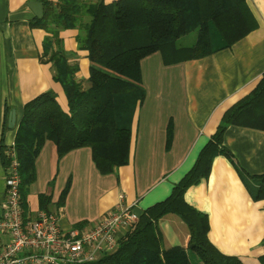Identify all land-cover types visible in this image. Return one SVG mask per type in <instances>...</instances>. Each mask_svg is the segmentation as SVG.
Masks as SVG:
<instances>
[{
	"label": "crops",
	"instance_id": "1",
	"mask_svg": "<svg viewBox=\"0 0 264 264\" xmlns=\"http://www.w3.org/2000/svg\"><path fill=\"white\" fill-rule=\"evenodd\" d=\"M29 1L0 0V145L6 147L14 143L23 104L33 97L53 91L60 107L67 110L63 89L53 80L52 62L43 53L47 33L29 26L35 17L27 7ZM246 4L255 28L229 48L170 65L163 64L159 52L140 61L145 97L133 116L127 164L101 174L89 147L58 158L54 144L46 140L34 160L35 178L23 210L30 215L38 210L57 212L61 227L67 229L97 221L120 195L122 203L132 205L138 215L168 197L216 130L223 112L246 95L264 72V0H246ZM76 35V29H65L58 36L68 63L77 66L76 80L86 87L87 52L78 48ZM11 111L15 122L9 127ZM223 144L232 161L215 156L208 176L190 186L184 200L207 216V237L218 251L243 264H262L264 199H252L243 178L248 184L251 181L242 177L241 170L249 176L264 173V131L230 126ZM4 168L0 156V217ZM42 195L47 197L44 204ZM156 230L162 249L187 248L189 232L178 216H163ZM7 242L8 236L0 233V248Z\"/></svg>",
	"mask_w": 264,
	"mask_h": 264
},
{
	"label": "trees",
	"instance_id": "2",
	"mask_svg": "<svg viewBox=\"0 0 264 264\" xmlns=\"http://www.w3.org/2000/svg\"><path fill=\"white\" fill-rule=\"evenodd\" d=\"M37 1L43 13L40 18L33 17L29 26L47 33L43 53L52 62L53 80L63 89L67 110L60 107L53 91L42 92L23 104L14 139L22 204L35 178L34 160L46 140L54 144L58 158L89 147L101 174L127 164L133 116L145 97L140 73L143 58L159 52L165 65L199 59L229 48L256 25L246 0ZM65 29L77 30V46L87 52L86 87L76 80L77 66L68 63L69 55L62 48L58 35ZM191 32H195L193 44H177ZM230 126L264 131V72L246 95L223 112L216 130L170 195L139 215L114 253L89 264H193V256L202 264H243L217 250L207 237V216L184 200L185 191L208 176L215 156L232 161L223 144L224 132ZM170 138L169 125L167 141ZM5 151L6 146L0 145L4 165L8 163ZM241 173L251 181L248 184L243 178L252 199H264V173ZM68 186L61 192V201ZM46 200L40 197L43 204ZM167 214L178 216L186 225V249L161 248L156 224ZM260 261L264 264V255Z\"/></svg>",
	"mask_w": 264,
	"mask_h": 264
},
{
	"label": "built area",
	"instance_id": "3",
	"mask_svg": "<svg viewBox=\"0 0 264 264\" xmlns=\"http://www.w3.org/2000/svg\"><path fill=\"white\" fill-rule=\"evenodd\" d=\"M5 154L0 233L8 236V242L0 248V264H89L114 253L138 221L132 205L122 203V195L97 221L78 227H61L57 212L38 210L30 215L22 207L14 143Z\"/></svg>",
	"mask_w": 264,
	"mask_h": 264
},
{
	"label": "water",
	"instance_id": "4",
	"mask_svg": "<svg viewBox=\"0 0 264 264\" xmlns=\"http://www.w3.org/2000/svg\"><path fill=\"white\" fill-rule=\"evenodd\" d=\"M27 7L32 11L33 15L40 18L43 13L42 4L36 0H31L27 3ZM15 122V111H11L9 118V127H12Z\"/></svg>",
	"mask_w": 264,
	"mask_h": 264
},
{
	"label": "rangeland",
	"instance_id": "5",
	"mask_svg": "<svg viewBox=\"0 0 264 264\" xmlns=\"http://www.w3.org/2000/svg\"><path fill=\"white\" fill-rule=\"evenodd\" d=\"M195 41V32H191L183 37H181L178 41L177 44L178 45H183V46H189L191 44H193V42ZM195 258L193 259V264H202L201 261L199 260V258H197V256H194Z\"/></svg>",
	"mask_w": 264,
	"mask_h": 264
}]
</instances>
